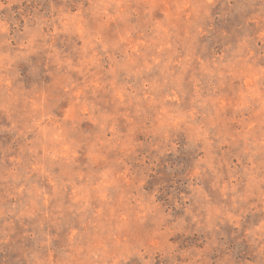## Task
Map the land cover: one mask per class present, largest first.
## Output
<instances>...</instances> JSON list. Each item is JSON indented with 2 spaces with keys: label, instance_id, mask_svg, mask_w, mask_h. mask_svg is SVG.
<instances>
[{
  "label": "rangeland",
  "instance_id": "1",
  "mask_svg": "<svg viewBox=\"0 0 264 264\" xmlns=\"http://www.w3.org/2000/svg\"><path fill=\"white\" fill-rule=\"evenodd\" d=\"M0 264H264V0H0Z\"/></svg>",
  "mask_w": 264,
  "mask_h": 264
}]
</instances>
